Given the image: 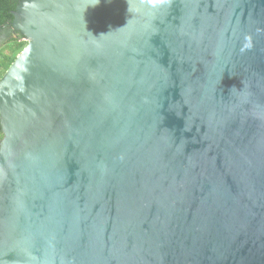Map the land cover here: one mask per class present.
I'll return each instance as SVG.
<instances>
[{
    "label": "water",
    "instance_id": "water-1",
    "mask_svg": "<svg viewBox=\"0 0 264 264\" xmlns=\"http://www.w3.org/2000/svg\"><path fill=\"white\" fill-rule=\"evenodd\" d=\"M11 15L0 264H264V0Z\"/></svg>",
    "mask_w": 264,
    "mask_h": 264
},
{
    "label": "trees",
    "instance_id": "trees-1",
    "mask_svg": "<svg viewBox=\"0 0 264 264\" xmlns=\"http://www.w3.org/2000/svg\"><path fill=\"white\" fill-rule=\"evenodd\" d=\"M18 2L19 0H0V26L5 23H11V12L15 10ZM26 44L27 41L24 37L17 33V37L8 40L4 45L0 46V78ZM1 138L2 132L0 128V140Z\"/></svg>",
    "mask_w": 264,
    "mask_h": 264
},
{
    "label": "flooded vegetation",
    "instance_id": "flooded-vegetation-1",
    "mask_svg": "<svg viewBox=\"0 0 264 264\" xmlns=\"http://www.w3.org/2000/svg\"><path fill=\"white\" fill-rule=\"evenodd\" d=\"M17 33H18V32H15V33L13 34V37H11L10 39L17 37ZM10 39H9V40H10ZM3 45H4V44H3ZM1 46H2V45H1Z\"/></svg>",
    "mask_w": 264,
    "mask_h": 264
}]
</instances>
